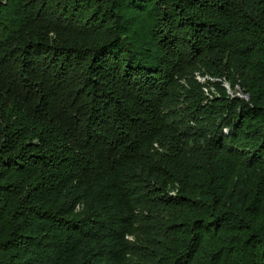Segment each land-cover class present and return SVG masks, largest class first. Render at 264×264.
Instances as JSON below:
<instances>
[{"label":"trees","instance_id":"1","mask_svg":"<svg viewBox=\"0 0 264 264\" xmlns=\"http://www.w3.org/2000/svg\"><path fill=\"white\" fill-rule=\"evenodd\" d=\"M0 264H264V0H0Z\"/></svg>","mask_w":264,"mask_h":264},{"label":"clouds","instance_id":"2","mask_svg":"<svg viewBox=\"0 0 264 264\" xmlns=\"http://www.w3.org/2000/svg\"><path fill=\"white\" fill-rule=\"evenodd\" d=\"M197 79L200 80V81H202V82H205L206 79H207V77L198 76ZM225 87L228 89V92L229 93L233 94V92H232V90H231V88H230V86H229L228 83H225ZM205 91L208 93V89L207 88H205ZM224 132H225V134H228L229 133V129L228 128H225V131Z\"/></svg>","mask_w":264,"mask_h":264},{"label":"water","instance_id":"3","mask_svg":"<svg viewBox=\"0 0 264 264\" xmlns=\"http://www.w3.org/2000/svg\"><path fill=\"white\" fill-rule=\"evenodd\" d=\"M247 98H249V95H247Z\"/></svg>","mask_w":264,"mask_h":264}]
</instances>
